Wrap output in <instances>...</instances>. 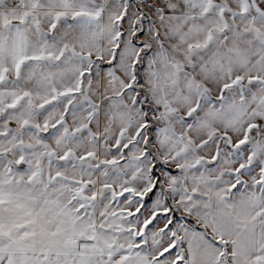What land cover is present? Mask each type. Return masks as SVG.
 <instances>
[{
  "label": "snow or ice",
  "instance_id": "6c2138e0",
  "mask_svg": "<svg viewBox=\"0 0 264 264\" xmlns=\"http://www.w3.org/2000/svg\"><path fill=\"white\" fill-rule=\"evenodd\" d=\"M0 264H264V0H0Z\"/></svg>",
  "mask_w": 264,
  "mask_h": 264
}]
</instances>
